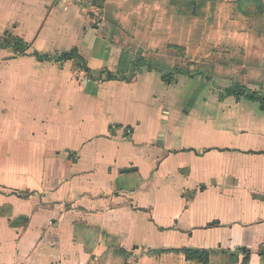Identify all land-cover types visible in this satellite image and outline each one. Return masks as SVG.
Returning <instances> with one entry per match:
<instances>
[{"label":"crops","instance_id":"obj_1","mask_svg":"<svg viewBox=\"0 0 264 264\" xmlns=\"http://www.w3.org/2000/svg\"><path fill=\"white\" fill-rule=\"evenodd\" d=\"M260 3L0 0V264H264Z\"/></svg>","mask_w":264,"mask_h":264},{"label":"trees","instance_id":"obj_2","mask_svg":"<svg viewBox=\"0 0 264 264\" xmlns=\"http://www.w3.org/2000/svg\"><path fill=\"white\" fill-rule=\"evenodd\" d=\"M244 2L255 4V7H260V8H258V11H256V12H261L262 5H261V3L259 4V0H244ZM0 47L1 48L12 47L13 50L17 53H24L27 50V44L23 40H21L19 38H15L13 36H7V38L0 41ZM34 55L39 59H45V60L49 59L48 55L38 54L37 52H34ZM76 57H78L76 50H72L70 52L63 53L60 56L55 57L54 59L56 61L62 62V61L68 60V59L76 58ZM156 70L161 73V78L166 83H169L173 80V75L175 73H181L180 71H172V73L166 72L165 70H162L160 68H156ZM134 77H135V75H133L131 77H124L121 75L115 76L109 72H107L106 76H105L106 79H120V80L124 79L127 82L132 81L134 79ZM229 95L234 96L236 98L244 97L246 100L259 102L262 108L264 106V96H262L261 94H259L257 92H253V91L247 89L245 86L240 85L237 82H233L227 88L222 89L220 91L219 97H220V99H222L225 96H229ZM186 257L199 259L202 262H205L207 259V252L197 251V250H187L186 251Z\"/></svg>","mask_w":264,"mask_h":264},{"label":"rangeland","instance_id":"obj_3","mask_svg":"<svg viewBox=\"0 0 264 264\" xmlns=\"http://www.w3.org/2000/svg\"><path fill=\"white\" fill-rule=\"evenodd\" d=\"M99 9H100V6L99 5H96L95 6V12L97 13V16L100 18L101 17V14H99ZM98 21H96V24H97ZM2 37H0L1 39Z\"/></svg>","mask_w":264,"mask_h":264}]
</instances>
